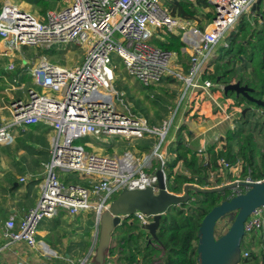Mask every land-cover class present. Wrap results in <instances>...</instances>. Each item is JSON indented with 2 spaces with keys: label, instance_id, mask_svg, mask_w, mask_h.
Returning <instances> with one entry per match:
<instances>
[{
  "label": "built area",
  "instance_id": "built-area-1",
  "mask_svg": "<svg viewBox=\"0 0 264 264\" xmlns=\"http://www.w3.org/2000/svg\"><path fill=\"white\" fill-rule=\"evenodd\" d=\"M259 1L264 6V0H208L212 18L204 30L197 20L187 21L173 14L162 0H68L66 7L47 11L42 18L12 2H4L0 9V40L4 43V52H0V57L20 47L46 50L55 45L73 44L84 49L82 64L72 68L56 65L45 56L37 58L31 67H25L22 62L21 69H25L23 73L32 84L27 88V99L12 100L11 117L0 124V146L11 145L15 134L38 124L49 127L52 135L49 161L43 164L38 203L18 225L13 216L8 218L4 238L39 248L46 254V245L36 239L42 221L59 213L73 219L83 211H90L98 220L108 211L116 193L147 188L156 192V171L161 169L166 177L168 158L161 147L172 121L163 122L160 128L151 127L142 113L133 110L125 100L124 91L114 86L117 66L108 61L111 54L117 55L128 75L144 87L157 86L166 76L183 82L185 91L181 100L184 105L193 96L186 97L188 91H199L214 106V113L208 117L213 122L208 128L216 129L222 123H229L228 128L233 129L231 103L227 106L221 102L223 85L202 77L217 46L227 47L229 34L242 18L253 13ZM161 33H170L182 42L181 52L188 60L185 75L171 70L176 53L153 43V38H160ZM15 69V64L8 62L3 70L11 74ZM22 89L23 85L14 88L15 91ZM88 137L147 139L158 143L152 145L151 155L139 158L131 151L100 154L89 142L85 143L90 147L87 151L77 142ZM214 143L219 146L216 150H221L224 135L215 134ZM217 164L218 169L209 174L211 181H220V185L255 182L250 176L242 179L239 162L230 165L219 159ZM224 171L232 177L231 181ZM259 181H264V177ZM25 182V177L19 179V183ZM244 192L245 188L236 187L232 195ZM118 218L120 225L135 222L145 226L151 222L152 215L136 211L133 215H118ZM263 226L264 205L247 218L244 232L253 237ZM1 252L2 249L0 264H4ZM248 257L249 253L242 251L239 264H244ZM111 258L107 254L105 264H114Z\"/></svg>",
  "mask_w": 264,
  "mask_h": 264
},
{
  "label": "rangeland",
  "instance_id": "rangeland-1",
  "mask_svg": "<svg viewBox=\"0 0 264 264\" xmlns=\"http://www.w3.org/2000/svg\"><path fill=\"white\" fill-rule=\"evenodd\" d=\"M12 2L15 5L21 7L24 10L31 12L38 18H42L43 16L38 13V9L33 5H28L25 2H21L20 0H0V5L2 2ZM164 4L168 7L167 3L172 2V0H162ZM68 5L63 2H56L48 11L56 10L60 7L64 8ZM169 8V7H168ZM170 9V8H169ZM207 14H212L211 8L202 9L198 14L197 24L200 28H205L209 23ZM178 16V15H177ZM249 19V28L248 31H262L264 33V19H259V17H255V13L251 14L247 17ZM257 18V19H256ZM160 34H158V37ZM262 49L260 51L253 50L251 48H246L248 53H253V66H249L245 72L237 73V69L240 67V63L236 60V58H229V54L226 52L221 53L222 44H219L212 53L208 65L207 72H214L217 65H224L223 70L232 71V83L237 82V78L242 76L243 85L245 81L249 83L250 88H257L258 80L261 79V76H264V35L262 34ZM161 38V37H160ZM156 38H153V40ZM242 37H239L237 43L241 42ZM4 43L0 40V52H4ZM83 54L84 49L77 47L73 44L69 45H55L50 49H42L38 47H20L17 51H13L12 53L7 54V56L0 57V124L7 122L11 115L9 112L10 102L17 97H21L22 99H27V88L31 86V79L28 75H25L23 71L25 69H21L22 62L26 64L25 67H31L33 62L42 56H45L50 62L64 66L66 68H72L75 65L82 64L83 62ZM221 57V59H219ZM243 57V56H242ZM245 57V56H244ZM247 58V57H245ZM242 58V59H245ZM108 61L111 64L117 66L115 70V79L114 86L124 91L125 100L127 103L131 105L134 111L142 113L151 127L160 128L163 126V122L172 121L171 127L169 129L168 135L165 138V143L162 144V149L165 147L166 143L169 142L172 135L175 137V141L177 140V135L180 132V140L184 143H189L190 145L197 142V139L194 141L191 140V136L189 133H199L204 129H207L212 124L209 122L208 118V106H210V102L202 95L200 92L193 91V95L195 96L194 101L190 105H184L181 97L185 91V84L181 81H177L174 78H169L166 76L165 80L154 87H143L137 81H135L132 77L128 75L121 60L117 55L111 54L108 57ZM8 62H13L16 66V69L13 73H6L5 66ZM228 63V64H227ZM188 68V60L186 55H182L181 57L175 56L173 60V71H179L182 75L186 74V70ZM182 69V71H181ZM22 72V73H20ZM210 74V75H211ZM170 80V81H169ZM210 80V79H208ZM212 81V80H210ZM214 83V81H212ZM23 85V89L15 91L14 88L21 87ZM214 90H218L215 88ZM43 94H51L48 92H42ZM129 93V94H128ZM220 96L221 93H219ZM235 96V95H234ZM234 96H229V98L221 99L222 103L228 106L231 103V111L234 112L232 123L234 124L233 129H229V123H222L217 126L218 133L226 136V131L236 130L238 127L242 126L243 132L239 135V143L242 144L246 136H251L254 144V158L256 160V165H260L261 158L260 155H264V108L256 107L254 104L249 103L247 101L239 100L236 101ZM131 98V99H130ZM225 99H228L226 101ZM264 101V96L258 97ZM136 103L139 104L140 108L136 107ZM213 105L211 103V109L214 113ZM249 108V109H247ZM247 109L245 115H242V111ZM211 116V115H209ZM246 117V120L243 121V118ZM207 118V119H206ZM181 119V120H180ZM183 119V120H182ZM205 120V121H204ZM209 120V121H208ZM216 121V120H215ZM27 136V135H25ZM104 140V141H103ZM86 142H89L97 153L112 155L122 154L125 151H131L136 154L139 158H144L145 156L151 155L153 148L151 145L154 143H158V141H151L147 139L137 140V141H126L124 139H109V138H99L96 139L94 137H88L79 140L77 143L84 146L87 151H90V147L85 145ZM172 144L168 145L169 148ZM1 149V147H0ZM166 156L171 158L170 162L173 160L174 156L169 155L168 151L165 153ZM173 157V158H172ZM208 157V155H207ZM201 161H206L201 159ZM169 163V159L167 160ZM242 167V163L239 162ZM242 171V169H241ZM176 173H187L184 167L181 164H178L174 169ZM224 174L229 178L228 172L224 171ZM72 182L75 181L74 178H66ZM231 183V182H229ZM206 188V186L204 187ZM202 188V189H204ZM168 189V186H167ZM120 193V192H119ZM119 193H116L113 198L115 199ZM172 193V192H171ZM177 194V193H174ZM178 195H182V193H178ZM232 194L230 195V197ZM113 199V200H114ZM91 213L90 211H83L80 213ZM92 214V213H91ZM172 215V214H171ZM45 221V220H44ZM64 224L68 225V219H63ZM43 222V221H42ZM141 227L139 224L134 223ZM118 226L116 229L112 231V234L104 237V243L99 247L100 251L103 253V264H105L106 256L108 253V248H110V244L119 236ZM39 231L40 228L38 229ZM144 234L146 232L142 230ZM41 235V234H38ZM121 236V235H120ZM252 240L255 241V246H253L250 242ZM107 242V246L106 243ZM98 243H99V231L97 237V246L96 253L98 251ZM152 248H154L153 255V264H159L162 260L163 252L158 244H154L151 242ZM247 251L249 253V258H254L250 260L248 264H264V226L254 235L253 237L249 235H244L241 242V252ZM95 255V253H94ZM92 257L91 261L93 264L95 263L96 255ZM114 258H111V262L114 263ZM81 262V261H80ZM79 264V262H77ZM90 264V263H89Z\"/></svg>",
  "mask_w": 264,
  "mask_h": 264
},
{
  "label": "trees",
  "instance_id": "trees-1",
  "mask_svg": "<svg viewBox=\"0 0 264 264\" xmlns=\"http://www.w3.org/2000/svg\"><path fill=\"white\" fill-rule=\"evenodd\" d=\"M20 1L33 5L38 9V13L44 16L48 9L56 2L61 1L67 3L68 0ZM167 5L173 14L187 21L197 20V16L202 9L211 8L208 0H195L193 3L186 0H172ZM254 13L255 17L264 19V6H262V1H259L255 6L252 14ZM206 17L210 21L212 14H207ZM247 17L242 18L235 31L229 34L226 39L227 47L221 48V53L226 52L229 54V58H236L241 64L239 69H237V73L245 72L249 66L254 67L255 65L253 63V53H248L246 48L249 47L258 51L263 48L261 45V36L264 33L262 31H248L249 19ZM200 29L204 30L205 28ZM160 37L153 40L156 46L163 50L174 52L179 57L183 55L181 52L183 44L178 37L170 33H161ZM239 37H242V39L240 43H237ZM223 68L224 65H217L212 74L206 71L202 79H210L219 85L231 84L233 78L232 71H225ZM242 79V76H239L236 81L242 84L244 81ZM244 84L249 86L247 81ZM257 86V88H252L254 90L252 96L258 99L259 96H264V76H261V79L258 80ZM229 96H234V94L228 93L226 98H229ZM234 99L236 101H246L243 97L236 98L234 96ZM136 107L140 108L138 103H136ZM245 120L246 117L243 118V121ZM35 129L36 126H31V131L27 134V141L30 145H27L26 149L30 151H33L31 143L35 139L33 136ZM242 132V126L233 131L227 130L225 144L222 146V149L214 151V146L209 147L207 149L208 159L206 161H201L197 154L180 140L179 132L177 140L168 148V152L174 156V159L165 165L168 191L177 194L182 193L185 184H191L201 189L204 188L206 186L205 180L209 178V174L218 169L217 161L219 159H224L230 165L241 162L242 179H245L247 176H250L254 181L262 179L264 177V155H260L261 163L257 166L254 158L252 137L246 136L243 143H239V135ZM41 143L45 144L43 141ZM178 164H181L187 173L174 172ZM218 184H220V181H218ZM231 194V191L207 194L190 192L191 199L187 203H182L167 209L159 222L156 233L158 241L152 242L158 244L162 249V264H197V235L200 223L213 207L227 200ZM134 223L125 222L120 225L118 231L119 236L114 242L112 238L107 254L114 258V264H153L154 248H152L149 240L146 239V234L142 232L141 227ZM253 259L248 257L245 259L244 264H248Z\"/></svg>",
  "mask_w": 264,
  "mask_h": 264
},
{
  "label": "crops",
  "instance_id": "crops-1",
  "mask_svg": "<svg viewBox=\"0 0 264 264\" xmlns=\"http://www.w3.org/2000/svg\"><path fill=\"white\" fill-rule=\"evenodd\" d=\"M4 2L1 3L0 9ZM192 95L193 91H188L186 97ZM194 98L193 95L188 105L194 101ZM208 107L207 112L210 117L209 115H212L211 104ZM8 110L10 112V107ZM217 129L219 128H208V132L207 129L199 133L190 132L191 140L197 139V142L190 145L185 141L184 144L196 153L199 159H208L207 149L209 147L214 146V151L219 149V146L214 143V135L218 133ZM30 131L28 128L20 134H15L11 145L0 146L1 262L4 264H78L77 262L93 264L91 259L97 246L98 224L91 213L85 212L73 219L59 213L56 217L41 222L38 227L41 231L37 230L36 239L46 245V254L39 248H30L4 238V225L8 218L13 216L18 225L27 211L37 205L43 180V164L49 161L48 148L52 135L51 130L44 124L36 126L33 131L35 139L31 143L33 151L26 149L30 143L25 135ZM42 141L45 144H42ZM174 142L175 137L172 135L162 153L165 154L168 151L167 146ZM166 157L170 162L171 158ZM22 177L26 180L24 184L19 183ZM14 183H17V186L14 187ZM63 219H68V225L64 224ZM255 241L252 240L250 243L255 246Z\"/></svg>",
  "mask_w": 264,
  "mask_h": 264
},
{
  "label": "water",
  "instance_id": "water-1",
  "mask_svg": "<svg viewBox=\"0 0 264 264\" xmlns=\"http://www.w3.org/2000/svg\"><path fill=\"white\" fill-rule=\"evenodd\" d=\"M223 95L233 93L236 98L243 97L246 101L264 108V101L254 98V90L239 81L222 87ZM249 109V108H247ZM247 109L242 111L245 115ZM157 191L151 188L144 190H123L112 200L108 211L97 220L99 231L98 251H95V263L103 264V253L99 247L104 243V237L120 226L118 215H133L141 211L152 215L149 224L141 226L147 233L149 243L158 241L157 230L162 215L169 207L187 203L191 199L190 192L224 193L236 187L245 188V192L232 195L227 200L213 207L202 219L198 228L197 264H239L241 260V242L245 235L244 223L259 207L264 205V181L231 182L223 185L218 181L205 180L206 188L201 189L191 184H185L182 195L174 194L167 189V180L161 169L156 171ZM17 183H14V187ZM107 246V242L105 243ZM110 247V246H109ZM109 249V248H108ZM94 255V256H95Z\"/></svg>",
  "mask_w": 264,
  "mask_h": 264
},
{
  "label": "flooded vegetation",
  "instance_id": "flooded-vegetation-1",
  "mask_svg": "<svg viewBox=\"0 0 264 264\" xmlns=\"http://www.w3.org/2000/svg\"><path fill=\"white\" fill-rule=\"evenodd\" d=\"M146 237H147V233H146ZM147 239V238H146ZM153 242V241H152Z\"/></svg>",
  "mask_w": 264,
  "mask_h": 264
}]
</instances>
